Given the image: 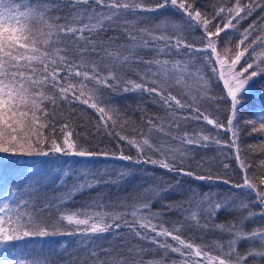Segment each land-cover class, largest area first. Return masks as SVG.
<instances>
[{"label": "snow or ice", "instance_id": "obj_1", "mask_svg": "<svg viewBox=\"0 0 264 264\" xmlns=\"http://www.w3.org/2000/svg\"><path fill=\"white\" fill-rule=\"evenodd\" d=\"M63 8H70L68 15H54ZM257 10L261 15L241 32L242 21ZM108 30H118L127 43H117L120 36L109 37L107 42L99 39ZM193 30L200 32L198 44L190 42L185 34ZM229 30L240 33L234 45ZM257 47L264 49V0H220L212 5L211 12L200 5V0H0V156L58 159L111 155L196 181L220 180L254 195L252 204L241 201L235 206L237 210H247V216L227 225H214L231 237L226 244L216 242L214 255L209 246L194 244L180 234L189 222L200 226L202 215L214 217L221 209L233 206L216 200L212 193L191 190L188 208L184 209L190 215L185 224L177 223L171 228L165 227L162 213L152 211L151 200V196L171 191V187L152 189L147 198L122 206L123 211H59L77 191L94 186L88 174L82 172L83 181L76 176L69 189L39 209L40 213L57 209L58 215L53 219L38 214L32 201L53 173L56 183L63 187L67 177L73 175L71 169L54 167L44 174L37 168L23 181H10L0 172V192L6 193L0 202V264H30L22 251L16 250L18 242L25 238L83 236L94 243L93 237L119 235L121 229L163 249L165 254L178 253L182 264H249V257L251 264H264V228L250 232L243 228L245 220L255 215L264 217V144L245 149L240 143L244 129L264 134V106L256 118L241 116L253 86L264 81V52L257 54ZM133 65H143L138 80H124L121 69ZM204 68L223 81L225 91L218 99L224 105V120L202 110L204 99H217L208 95L210 80ZM174 87L179 89V97L173 94ZM101 88L147 93L165 110L166 119L146 117L143 123L147 131L140 130L134 137L110 131L122 116L118 109L102 106ZM76 101L100 113L105 132L134 147L135 159L125 155L122 148L118 156L90 151L82 142L86 137L70 121L64 118L58 125L59 104ZM188 121H204L216 135L204 134L203 129L183 131L182 124ZM221 130L230 134L224 143L234 149L232 155L239 162L241 182L199 174L185 166L190 152L187 146H219ZM153 133L167 139L154 143ZM173 141L181 147H173ZM257 150L260 158L249 160L247 154ZM125 175L120 173L121 177ZM252 205L259 206V213L251 210ZM30 207L33 211L27 210ZM169 237L174 243L169 242ZM241 240H258L260 247L241 253L237 249ZM146 251L149 250L130 248L127 258L108 254L107 259L101 260L94 251L92 256L94 264H163L162 260L145 261Z\"/></svg>", "mask_w": 264, "mask_h": 264}, {"label": "trees", "instance_id": "obj_2", "mask_svg": "<svg viewBox=\"0 0 264 264\" xmlns=\"http://www.w3.org/2000/svg\"><path fill=\"white\" fill-rule=\"evenodd\" d=\"M150 2H154V0H150ZM219 2L220 0H200V5L211 12L212 5ZM224 2H227V0H224ZM69 12L70 8H63L62 11L56 12L54 15L65 16ZM260 15V11L257 10L252 17L242 21L239 26L240 31L242 32ZM141 26L145 25L142 24ZM185 34L190 42L199 43V31L193 30L190 34ZM221 35L223 36L224 34L222 33ZM255 35L256 33L253 34V36ZM112 36H120V32L118 30H108L102 33L99 39L107 42L108 38ZM229 36L234 45L238 42L240 33H234L229 30ZM117 43H127V41L120 36ZM256 51L259 54L264 52V49L257 47ZM145 55L147 58H151L150 54ZM175 58L180 59L181 57ZM201 67H203L202 64ZM142 70L143 65H133L130 68L121 69L120 74L124 80H138V73L142 72ZM204 73L210 80L208 95L217 99H204L201 102L202 110L211 113L213 117H219L220 120H224L225 114L222 111L224 105L218 99L225 91L223 81L212 77L208 68H204ZM173 94L179 97V89L174 87ZM99 95L104 102L102 106L116 108L120 112L122 120L114 129H110V131L120 135L134 137L137 136L140 130L147 131V125L143 123L146 117L159 116L161 119H166L165 110L147 93L134 91L113 92L111 89L101 88ZM262 106H264V81H260L253 86L241 116L243 119L256 118L261 113ZM56 111L57 124L59 125L64 118L70 121L76 131L86 137L82 142L85 143L90 151L115 153L118 156L119 149L122 148L125 155H132L135 159L136 149L129 146L126 141L118 142V138L115 135L106 133L101 126L100 113L88 105L79 101L73 103L62 102ZM200 129L204 130V134L216 135V131L212 126L207 125L204 121H188L182 124V130L189 133ZM229 136L230 134H226L221 130L219 135L221 145L219 146L214 143H209L207 147L187 146L190 152L189 158L185 161V166L199 174H212L213 176L230 179L233 182H241L239 162L232 155L234 149H229L224 143L229 139ZM166 139L167 137L163 134L153 133L152 140L154 143L158 140L163 141ZM171 143L173 147H181L178 141ZM240 143L245 149L250 145L264 144V134L251 133L250 129H244L240 133ZM247 155L249 160L254 162L260 158L261 153L257 150L255 153H248ZM0 161L3 164L0 172L10 181H23L26 174L30 175L37 168H40L44 174H47L54 167L71 169L73 175L67 177V183L63 187L56 183L54 179L56 174L53 173L44 182L38 197L32 201L38 214L46 217L51 216L53 219L58 215L57 209L54 208L43 213H40L39 209L45 203L53 202L56 197H59L69 189L76 182L75 177L80 176L82 172L88 174V177L94 182V186L91 188L85 187L82 191H77L67 203L60 206L59 211H76L80 209L108 212L123 211L125 208L122 206L136 203L141 198H147L152 189L162 190L163 188L171 187V191L163 192L159 196H151L152 211L162 213L161 220L165 223V227L171 228L177 223L185 224V218L190 215V212L184 209L188 208L187 202L192 195L191 190L201 194L212 193L216 200H223L233 206L228 207L226 210L221 209L214 217L202 215L200 226L189 222L181 228L180 234L182 238L194 244L209 246V250H212L214 255L216 254L214 248L216 242L219 241L226 244L231 238L228 234L214 227V225H227L230 222L238 221L241 216H247V210H237L235 206L239 205L241 201L252 204L254 200V195L248 193L247 190L233 189L220 180L214 182L196 181L191 177L179 176L157 166L122 161L113 158L111 155L109 157L98 155L91 158L61 156L58 159L53 157L0 156ZM225 164L229 166L227 169L224 167ZM122 172L126 173L124 177L120 176ZM80 179L83 181L84 177L80 176ZM4 195L6 193L0 192V202L3 201ZM165 205H172V210L166 208ZM181 205L184 207L181 208ZM193 207H195L194 204ZM27 210L33 211V208L30 207ZM251 210L259 213L260 208L258 205H252ZM205 224L207 225L206 227L204 226ZM239 227L240 225L237 224V228ZM243 228L246 232L264 228V217L255 215L245 220ZM168 239L170 243H174L170 237ZM93 240L95 241L94 243L83 236L67 235L25 238L18 242L16 250L22 251V255L28 258L30 264L31 261H35V264H94L93 251L101 260H104L107 259L108 254H111L113 258L118 256L127 258L130 248L149 250L143 253L145 261L155 259L162 260L163 264H173V262L182 264V258L178 253L169 251L165 254L163 249H158L155 245L135 237L127 229H121L119 235L105 234L98 239L93 237ZM250 247L259 248L260 242L258 240L256 242L241 240L237 244V249L241 253ZM101 249L108 250V253ZM251 262L252 258L249 257V264ZM257 264H262V262L258 261Z\"/></svg>", "mask_w": 264, "mask_h": 264}]
</instances>
